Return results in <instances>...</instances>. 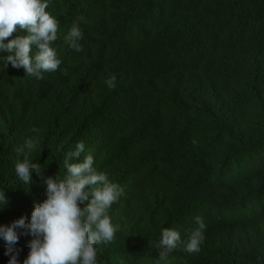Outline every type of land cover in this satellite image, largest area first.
<instances>
[{
  "label": "trees",
  "instance_id": "obj_1",
  "mask_svg": "<svg viewBox=\"0 0 264 264\" xmlns=\"http://www.w3.org/2000/svg\"><path fill=\"white\" fill-rule=\"evenodd\" d=\"M47 11L59 21V70L0 73V224L46 198L35 174L30 190L15 177L24 142L36 139L29 159L62 178L83 141L81 159L91 153L125 191L97 264H162V230L187 240L196 217L200 251L177 248L167 264H264V0H50ZM73 21L81 52L65 43ZM5 250L0 241V264Z\"/></svg>",
  "mask_w": 264,
  "mask_h": 264
},
{
  "label": "clouds",
  "instance_id": "obj_2",
  "mask_svg": "<svg viewBox=\"0 0 264 264\" xmlns=\"http://www.w3.org/2000/svg\"><path fill=\"white\" fill-rule=\"evenodd\" d=\"M50 0H0V73L8 66L23 69L26 77L43 79L45 73L59 70L62 63L53 47L57 41L59 21L47 11ZM25 35L13 36L17 30ZM84 33L79 21H73L65 36V43L81 52ZM7 41V42H6ZM7 53V55H4ZM109 88L116 87L113 75L105 80ZM33 132H38L33 129ZM38 141L29 138L17 151L23 154L17 160L14 174L30 190L33 175L40 178L46 198L34 202L28 215L0 224V241L5 245L7 264H21V237L29 249L22 264H97L100 244L111 243L119 227L112 223L109 211L125 195L124 188L94 167L95 158L86 152V145L78 141L63 160L65 175L45 176L40 163L29 159ZM27 150V151H25ZM9 204L4 188L0 189V211ZM198 227L187 240L175 229L164 228L159 240V261L167 264L169 254L177 248L193 254L200 251L203 242L202 218L196 217Z\"/></svg>",
  "mask_w": 264,
  "mask_h": 264
}]
</instances>
